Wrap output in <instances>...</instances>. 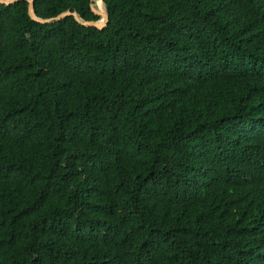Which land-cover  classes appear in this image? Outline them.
<instances>
[{
	"label": "trees",
	"instance_id": "16d2710c",
	"mask_svg": "<svg viewBox=\"0 0 264 264\" xmlns=\"http://www.w3.org/2000/svg\"><path fill=\"white\" fill-rule=\"evenodd\" d=\"M28 8L0 2V264H264V0Z\"/></svg>",
	"mask_w": 264,
	"mask_h": 264
},
{
	"label": "water",
	"instance_id": "95a60500",
	"mask_svg": "<svg viewBox=\"0 0 264 264\" xmlns=\"http://www.w3.org/2000/svg\"><path fill=\"white\" fill-rule=\"evenodd\" d=\"M16 1H19V0H12V1H8V0H0V2L2 3H5V4H10V3H14ZM91 4H92V0H91ZM29 13H30V17L33 19V20H36V21H40V22H47L49 19H38L36 18L35 14H34V11H33V0H29ZM92 11L95 13V14H99V15H102L103 18H104V22L103 23H98V22H93V21H86L84 22V24L88 25V26H94V27H97V28H102L106 25L108 19H107V16L106 14H102L100 11L94 9L92 7ZM65 14H68V12L64 13V14H60L58 15L57 17H61ZM72 15L77 19V15L76 13H72Z\"/></svg>",
	"mask_w": 264,
	"mask_h": 264
}]
</instances>
